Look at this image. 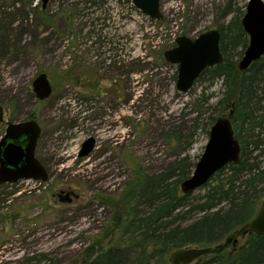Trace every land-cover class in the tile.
<instances>
[{
	"label": "rangeland",
	"instance_id": "1",
	"mask_svg": "<svg viewBox=\"0 0 264 264\" xmlns=\"http://www.w3.org/2000/svg\"><path fill=\"white\" fill-rule=\"evenodd\" d=\"M248 2L162 0L164 17L155 21L132 0H51L45 10L41 0H0V102L7 121L36 117L42 128L37 157L49 171L47 183L0 190V264H26L40 254L69 264L103 237L113 218L107 202L119 198L135 165L158 172L180 153L155 128L193 126L199 99L216 107L224 97L223 81L207 78L180 93L177 67L165 61V51L180 36L196 39L227 24L226 5L246 13ZM42 73L53 92L40 102L32 82ZM89 84L102 93L89 95ZM4 130L0 124V139ZM89 137L96 139L95 150L79 159ZM208 139L200 126L188 150L193 160ZM62 190L80 199L62 204Z\"/></svg>",
	"mask_w": 264,
	"mask_h": 264
},
{
	"label": "trees",
	"instance_id": "2",
	"mask_svg": "<svg viewBox=\"0 0 264 264\" xmlns=\"http://www.w3.org/2000/svg\"><path fill=\"white\" fill-rule=\"evenodd\" d=\"M234 7L226 5L223 15L232 18L218 28L224 61L199 78L211 83L222 80L224 97L216 107L207 98L199 99L193 126L177 125L168 132L155 128L180 153L158 172L148 173L135 165L119 198L107 202L113 213L108 230L69 264H171L172 252L215 246L255 217L264 200V161L260 160L264 157V57L246 72L238 70L249 37L242 26L245 12ZM232 110L233 129L241 144L240 163L221 169L200 189L203 195H184L181 184L192 176L197 163L188 150L198 129L202 126L209 135L216 119ZM8 187L13 186L0 185V190ZM3 196L0 193V203ZM25 262L60 264L45 254ZM195 264H264V237L248 235L237 249L202 257Z\"/></svg>",
	"mask_w": 264,
	"mask_h": 264
},
{
	"label": "water",
	"instance_id": "3",
	"mask_svg": "<svg viewBox=\"0 0 264 264\" xmlns=\"http://www.w3.org/2000/svg\"><path fill=\"white\" fill-rule=\"evenodd\" d=\"M41 1L45 10L50 0ZM132 1L150 19H163L162 0ZM242 26L249 37V45L238 63V70L246 72L253 63L264 57V0H249ZM220 41V31L213 29L200 34L196 39L180 36L176 40V46L165 51V61L177 67L176 89L180 93L187 94L206 69L223 63ZM32 87L40 101L48 100L53 92L45 73L35 78ZM233 114L234 110L217 118L211 127L205 151L196 163L192 176L181 184L180 189L184 195L200 190L227 165L240 163L241 144L233 129ZM3 115L0 105V123L4 121ZM40 137L41 127L35 120L8 123L5 134L0 139V185H14L22 180L48 182L49 173L36 156ZM95 146L96 140L88 138L81 147L79 157H88ZM57 198L60 203L71 205L80 196L74 191H60ZM252 234L264 237V200L255 217L224 243L207 248L180 249L170 254L169 261L171 264H194L202 257L216 255L231 248L237 249L239 240Z\"/></svg>",
	"mask_w": 264,
	"mask_h": 264
},
{
	"label": "flooded vegetation",
	"instance_id": "4",
	"mask_svg": "<svg viewBox=\"0 0 264 264\" xmlns=\"http://www.w3.org/2000/svg\"><path fill=\"white\" fill-rule=\"evenodd\" d=\"M245 15V14H244ZM164 17V16H163ZM218 30V29H217ZM221 49V48H220ZM39 76V75H38ZM34 81V80H33ZM89 81V80H88ZM109 82H111L110 80H109ZM114 83H115V81H114ZM32 86H33V82H32ZM87 88L90 90V91H93V92H90L89 93V95H91V94H101L102 93V90H103V88L102 87H100V86H93V85H87ZM32 96H34V99L35 100H37V101H40L37 97H36V95H35V93H34V91H33V87H32ZM89 98V97H88ZM118 100V97H115V102ZM40 102H42V101H40ZM0 105H1V107H2V109H3V113H4V115H3V119H4V121L2 122V123H0V124H5V130H4V134H5V131H6V128H7V126H8V123H18V122H22V121H28V120H35L37 123H38V121L36 120V117L33 115V116H30L29 118H27V119H24V120H22V121H14L13 119L12 120H9V121H7L6 119H5V115H6V110H5V107L3 106V104L0 102ZM39 124V123H38ZM39 126H40V124H39ZM41 127V126H40ZM3 134V135H4ZM41 135H42V128H41ZM3 137V136H2ZM1 137V138H2ZM41 138V137H40ZM89 138H91V137H89ZM94 138V137H93ZM95 139V138H94ZM40 140V139H39ZM96 140V139H95ZM86 141V140H85ZM84 141V142H85ZM83 142V143H84ZM38 143H39V141H38ZM83 145V144H82ZM96 147V146H95ZM37 148H38V144H37ZM95 150V149H94ZM93 150V151H94ZM92 151V152H93ZM92 154V153H91ZM90 154V155H91ZM89 155V156H90ZM36 156H37V149H36ZM88 156V157H89ZM38 158V157H37ZM78 158L79 159H84V158H80L79 157V155H78ZM87 158V157H86ZM39 159V158H38ZM40 160V159H39ZM40 162L43 164V162L40 160ZM44 165V164H43ZM44 167L46 168V170L48 171V169H47V167H46V165H44ZM48 173H49V171H48ZM62 191H72V190H62Z\"/></svg>",
	"mask_w": 264,
	"mask_h": 264
},
{
	"label": "built area",
	"instance_id": "5",
	"mask_svg": "<svg viewBox=\"0 0 264 264\" xmlns=\"http://www.w3.org/2000/svg\"><path fill=\"white\" fill-rule=\"evenodd\" d=\"M120 1V0H115V5H117V2ZM122 54H120L118 57L121 58ZM22 183H26V184H30V183H35V184H42L40 182H36V181H33V180H24V181H21L20 184ZM19 194H22V192H20Z\"/></svg>",
	"mask_w": 264,
	"mask_h": 264
}]
</instances>
